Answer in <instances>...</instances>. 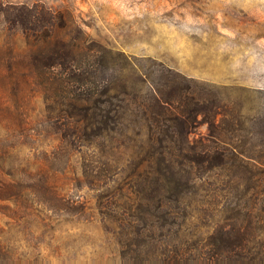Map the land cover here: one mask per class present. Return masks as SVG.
<instances>
[{"label": "rangeland", "instance_id": "1", "mask_svg": "<svg viewBox=\"0 0 264 264\" xmlns=\"http://www.w3.org/2000/svg\"><path fill=\"white\" fill-rule=\"evenodd\" d=\"M4 9L45 15L37 31L53 24L49 42L78 46L92 71L82 93L93 102L109 89L118 96L109 106L122 103L125 115L103 138L85 137L67 113L56 123L67 101L52 86L46 101L27 80L48 44L0 15V264H163L179 253L210 257L209 237L224 231L247 240L246 264H264V0H0ZM172 79L197 87L209 110L203 119L185 106L192 133L180 142L222 146L210 118L240 162L205 171L149 158L139 106L152 84L169 97ZM150 192L161 197L147 212Z\"/></svg>", "mask_w": 264, "mask_h": 264}, {"label": "trees", "instance_id": "2", "mask_svg": "<svg viewBox=\"0 0 264 264\" xmlns=\"http://www.w3.org/2000/svg\"><path fill=\"white\" fill-rule=\"evenodd\" d=\"M0 15L4 16L5 22L11 29L20 28L28 38L31 36L34 37L38 33L40 39L48 44L45 48L47 51L45 52L48 54L47 57L40 58L42 53H39L38 55H34L36 58L32 59V62L28 64L29 78L26 79L29 82L31 81L30 83H32L34 89L40 90L45 95L44 99L46 101L49 99L47 93L51 91V86L55 96L60 97L59 103L61 102L63 105L62 101H67L71 111L61 110L59 116L55 118L57 120L56 123L61 121L62 116L67 113L69 119L75 118V127L83 131L85 137L103 138L118 128L123 115H125V112L121 111L123 109L122 103L119 105L116 104L113 108L109 106L114 103V99H118V96L115 98L111 97L110 99L108 95L109 89H106L103 93L106 96L104 100L98 97L93 99L92 102L88 96L82 93L84 86L91 83L90 76L92 71L90 68H83L82 64H79L77 61L81 51L78 46L61 39H56L57 42L55 44L49 42L55 28L53 24H50V28L38 32L36 28L37 22H44L45 15H43L44 17H37L33 11L27 10L24 12V9H18L16 13H8L4 9V11L0 12ZM57 68L61 70V74L59 77L54 75L53 79H50L49 73L52 72V69ZM166 85L169 88V97L161 93L159 86L152 84L153 94L149 97L150 101L147 104H144L143 101L139 106L140 110L138 113L142 114L149 121L148 132L150 141L152 142L151 149L149 150V158H157L159 161H167L175 165L180 163L182 159L189 160L190 163L200 166L205 171L222 168L229 164L234 157L240 162L238 157L241 155L243 157L244 154L239 153L240 155L238 156L237 154L236 157L234 152L231 151L230 153V150L226 148V142L222 139L220 130L218 129L219 126L210 118L206 120V123L209 126L210 132L213 133V137H217L219 142H222V146L219 145L217 149L216 147L212 149L210 148L211 146L202 145L200 149H197L195 145L186 147L184 143L180 142L179 138L183 136L185 137L186 144L189 134L192 133L188 128V123L183 118L185 106L191 105L190 113L193 115H202L204 117L203 119H205L209 110L205 106H201L200 102L203 100V97L202 94H199L197 87L180 88L175 79L167 82ZM67 94L72 98H66L65 96ZM120 101L123 102V100ZM104 104H108V107H102ZM214 113L216 112L213 111ZM49 122L50 120H48V124ZM67 128L70 129L71 127ZM76 134L79 133L76 132ZM203 140L201 138L199 141ZM242 161L243 159H241ZM136 179H139V183H136L138 188H141L144 192V180H148V176L139 174ZM12 185L13 183L8 185L9 191L13 187ZM7 193L10 195V192ZM157 197H161V195L159 193H154L153 195L152 192L149 193L147 197L149 201V204H147V212H152L151 202ZM160 199L154 205V209L163 207L164 198ZM153 215L151 214V216ZM236 235L224 231L219 235L210 236L206 244L207 247L212 249L210 252L214 250L210 257H195L192 254L179 253L167 256L163 264H224L230 258L235 259L232 264L250 263L246 261L248 255L244 256L240 253V251L247 249V240L242 237L243 235ZM230 253H234V256L231 257L232 254ZM261 261L264 263V260Z\"/></svg>", "mask_w": 264, "mask_h": 264}]
</instances>
